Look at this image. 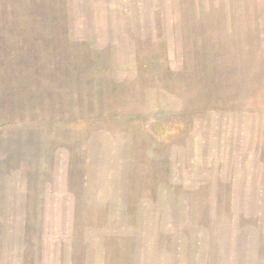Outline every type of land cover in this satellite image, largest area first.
I'll return each mask as SVG.
<instances>
[{
  "label": "rangeland",
  "instance_id": "obj_1",
  "mask_svg": "<svg viewBox=\"0 0 264 264\" xmlns=\"http://www.w3.org/2000/svg\"><path fill=\"white\" fill-rule=\"evenodd\" d=\"M0 264H264V0H0Z\"/></svg>",
  "mask_w": 264,
  "mask_h": 264
}]
</instances>
